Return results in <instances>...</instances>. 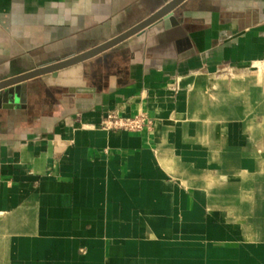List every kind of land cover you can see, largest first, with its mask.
Returning a JSON list of instances; mask_svg holds the SVG:
<instances>
[{
  "label": "crops",
  "instance_id": "crops-1",
  "mask_svg": "<svg viewBox=\"0 0 264 264\" xmlns=\"http://www.w3.org/2000/svg\"><path fill=\"white\" fill-rule=\"evenodd\" d=\"M168 1L0 0V81ZM174 14L0 101V264H264V0Z\"/></svg>",
  "mask_w": 264,
  "mask_h": 264
},
{
  "label": "water",
  "instance_id": "water-1",
  "mask_svg": "<svg viewBox=\"0 0 264 264\" xmlns=\"http://www.w3.org/2000/svg\"><path fill=\"white\" fill-rule=\"evenodd\" d=\"M183 0H170L163 4L156 11L152 12L148 17L138 22L136 25L132 26L128 30L122 32L121 34L111 38L110 40L103 42L94 48H91L85 52L77 54L75 56L54 62L52 64H48L46 66H40L24 72L22 74L11 76L4 80L0 81V101L7 102L9 105L14 104L19 100V95L21 93L20 83L33 78L38 75L55 73L62 68L73 65L75 63L86 60L94 55L122 42L126 38L141 33L146 27L156 23L163 22L167 23L168 20L174 19V10Z\"/></svg>",
  "mask_w": 264,
  "mask_h": 264
},
{
  "label": "built area",
  "instance_id": "built-area-1",
  "mask_svg": "<svg viewBox=\"0 0 264 264\" xmlns=\"http://www.w3.org/2000/svg\"><path fill=\"white\" fill-rule=\"evenodd\" d=\"M149 123L143 114L124 117L117 113L116 110L108 111L100 121V126L105 129H121L127 131H136Z\"/></svg>",
  "mask_w": 264,
  "mask_h": 264
},
{
  "label": "rangeland",
  "instance_id": "rangeland-1",
  "mask_svg": "<svg viewBox=\"0 0 264 264\" xmlns=\"http://www.w3.org/2000/svg\"><path fill=\"white\" fill-rule=\"evenodd\" d=\"M264 124V123H263Z\"/></svg>",
  "mask_w": 264,
  "mask_h": 264
}]
</instances>
